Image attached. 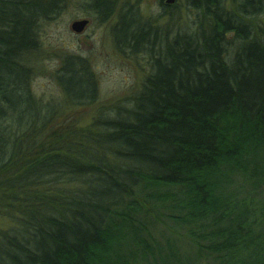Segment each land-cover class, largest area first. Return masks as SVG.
I'll return each instance as SVG.
<instances>
[{"label":"trees","instance_id":"1","mask_svg":"<svg viewBox=\"0 0 264 264\" xmlns=\"http://www.w3.org/2000/svg\"><path fill=\"white\" fill-rule=\"evenodd\" d=\"M67 1L0 0V264H264V0H192L168 28L121 7L115 46L151 68L86 124V58L62 59V101L30 83ZM118 1L84 0L102 20Z\"/></svg>","mask_w":264,"mask_h":264},{"label":"rangeland","instance_id":"2","mask_svg":"<svg viewBox=\"0 0 264 264\" xmlns=\"http://www.w3.org/2000/svg\"><path fill=\"white\" fill-rule=\"evenodd\" d=\"M179 1L178 7L169 9L170 13H174L175 18L171 17L170 13L165 14V11H162L159 0H119L114 13L108 19L102 20L98 14L88 10L84 0H68L62 13L44 30V45L40 50L39 59L35 64L36 69L30 81L32 90L36 95L43 96L44 99H53L52 97H54L55 103L62 101L66 95L54 77L61 66L62 59L69 54H78L86 58L95 72L98 100L93 106H74L72 112L75 115H86L82 116L81 124L89 123L100 105L129 96L141 84L151 68L150 58L147 54L133 53L129 49L126 52H121L115 46V38L118 41L126 39L124 35L119 34V31L116 33V37L113 33V27L120 19L121 7L128 11L132 9V13L126 14L122 25H126L131 18H134L133 11H137L148 22L150 21V25L168 28L172 21L183 26L185 20L191 22L197 15L192 0ZM82 18H90L91 21L88 22L82 33L76 34L71 28V23ZM175 23L174 26H177ZM116 29L118 30V26ZM173 31L174 29L170 33L173 34ZM68 64L69 70L63 77L65 85L76 90H83L82 87L86 88L84 84L79 86L80 88L76 84L80 85L81 82H86L88 79L85 76L73 75L72 60L68 61ZM86 110L88 113L84 114ZM261 196L264 197V191ZM11 224V220L0 214V227H9ZM158 229H164V226L159 224ZM182 247L183 249L187 248L184 243H182Z\"/></svg>","mask_w":264,"mask_h":264},{"label":"flooded vegetation","instance_id":"3","mask_svg":"<svg viewBox=\"0 0 264 264\" xmlns=\"http://www.w3.org/2000/svg\"><path fill=\"white\" fill-rule=\"evenodd\" d=\"M159 3L162 7V11H165V14L168 12V9L169 8H174V7H178L180 1L179 0H173L172 2H169L168 0H159ZM114 13V11H113ZM112 13V14H113ZM89 19V22L91 21L90 18H87ZM72 24V23H71ZM73 30V29H72ZM84 30V29H83ZM83 30L81 32H76V34H80L83 32ZM74 31V30H73Z\"/></svg>","mask_w":264,"mask_h":264},{"label":"water","instance_id":"4","mask_svg":"<svg viewBox=\"0 0 264 264\" xmlns=\"http://www.w3.org/2000/svg\"><path fill=\"white\" fill-rule=\"evenodd\" d=\"M169 2H172L173 0H168ZM89 19L87 18H82V19H77L74 20L71 24V28L75 31V32H81L86 25L88 24Z\"/></svg>","mask_w":264,"mask_h":264}]
</instances>
